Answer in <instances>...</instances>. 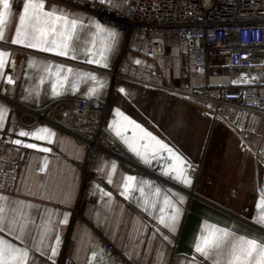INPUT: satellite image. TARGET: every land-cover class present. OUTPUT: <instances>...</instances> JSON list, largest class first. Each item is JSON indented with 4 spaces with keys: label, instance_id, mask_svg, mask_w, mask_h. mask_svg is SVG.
<instances>
[{
    "label": "crops",
    "instance_id": "0c3cea01",
    "mask_svg": "<svg viewBox=\"0 0 264 264\" xmlns=\"http://www.w3.org/2000/svg\"><path fill=\"white\" fill-rule=\"evenodd\" d=\"M98 1L122 7V0ZM24 2L10 0L11 15L6 17L0 39V53L5 54L4 67L0 68V107L4 109L0 138L25 148L15 194L0 193V227L4 229L0 239L26 250L27 264H113L114 256L105 251L100 237L133 264H215L223 258L202 256L195 246L202 236L218 229L226 230L233 243L246 238L264 244L263 227L190 192L176 178V161L151 139L155 137L181 156L185 167L200 165L196 157L201 156L207 138H212L208 163L218 155L234 153L236 148L244 152L249 145V117L215 115L202 103L148 85L152 69L162 71L160 85L172 91H184L187 83L195 85L184 74L187 66L193 71L192 59L176 47L175 40L167 39L166 54L149 61L144 44L131 40L123 52V40L113 28L71 8L66 0H45V10L55 8L58 14L77 21L68 41L69 54L58 55L28 46L37 43L35 40L13 42ZM0 11H4L2 5ZM46 39L51 42L55 37ZM48 46L50 43L44 45ZM108 99V129L135 156L137 163L129 161L131 169L100 150L86 163L84 146L54 124L43 122L26 128L18 123L23 115V122L30 123L36 113L52 105ZM216 124L231 130L236 139L208 130ZM42 128L54 135L46 140L20 135ZM243 132L248 133L244 140L239 137ZM29 144L38 147H27ZM241 171L248 173L247 178L237 180L236 187L260 201L264 194L257 191L251 170L243 166ZM128 177L135 180L129 182ZM188 179L192 184L196 181ZM177 209L172 231L161 223V217L172 223Z\"/></svg>",
    "mask_w": 264,
    "mask_h": 264
},
{
    "label": "built area",
    "instance_id": "2783aa9c",
    "mask_svg": "<svg viewBox=\"0 0 264 264\" xmlns=\"http://www.w3.org/2000/svg\"><path fill=\"white\" fill-rule=\"evenodd\" d=\"M66 3L113 28L123 40V52L131 40L144 44L149 61L163 57L166 40L174 39L176 47L191 57L199 85L186 84L184 91H172L160 85L163 73L159 69L149 72L147 84L202 103L215 114L243 113L249 117L250 134L256 132L257 136L251 176L259 194H264V152L260 151L264 132V0H122L120 9L98 0H66ZM240 71L256 76L248 83L233 80V74ZM222 79L224 83L214 81ZM110 111L109 99L68 101L39 111L30 123L23 122V115L18 123L26 128L43 122L54 124L84 146L86 163L100 150L131 169L122 145L108 129ZM24 153L23 146L0 138V193L15 194ZM187 169L191 178L199 177L198 164L191 163ZM100 239L105 251L114 256L113 264H133Z\"/></svg>",
    "mask_w": 264,
    "mask_h": 264
},
{
    "label": "snow or ice",
    "instance_id": "6c2138e0",
    "mask_svg": "<svg viewBox=\"0 0 264 264\" xmlns=\"http://www.w3.org/2000/svg\"><path fill=\"white\" fill-rule=\"evenodd\" d=\"M0 5L4 9V11H0V39H2L3 28L6 26V17L11 15L10 0H0ZM19 25L16 32V39L13 41L14 43H23L25 40L31 39L37 41V43H29L28 46L30 47L42 48L44 51H54L58 55H68V41L76 29L77 21L69 20L66 15L58 14L55 8L51 11L45 10V0H25L22 15L19 17ZM57 25L60 27H57ZM96 27L104 31L101 25L97 24ZM110 35H114V33H110ZM48 36H54L55 39L49 42L46 39ZM49 43L51 46L44 47V45ZM4 55V53H0V68H3L5 64L3 59ZM68 71L71 72L72 70L68 69ZM90 78L93 80L96 79L94 76ZM9 82H11L10 77ZM3 112L4 109L0 107V120L3 119ZM118 114L123 115L122 113ZM125 119L127 118L125 117ZM137 127L139 126L137 125ZM116 134L118 136L120 135L119 130H117ZM20 135L31 136L36 140H46L50 135H54V133H50V130L42 128L31 133L22 131ZM146 135L151 136V134L147 133ZM151 139L161 148L167 150L176 161L178 167H174L173 169L176 172V178L190 185L191 181L184 176L186 162L183 158L174 153L167 145L156 140L155 137H151ZM16 143H21V141H16ZM27 147L36 148L38 146L29 144ZM42 150L48 151V149ZM137 154L139 155V153ZM127 179L131 182L135 180V177H128ZM128 186V184L125 185L126 190ZM165 203L167 204L168 201L166 200ZM257 206L260 209L257 223L264 225V195L261 196ZM178 215L179 210L177 209L176 215L171 217L172 223H168L164 217H161V223L170 230L175 231V220ZM64 222H67L66 217ZM0 231H4L3 227H0ZM228 237L229 233L226 230L218 229L210 231L207 235L201 237L200 242L195 246V251L202 256L223 258V260L216 259L215 264H264V244L246 238H240L233 243L227 239ZM57 242L59 243V241ZM52 255H57L55 249H53ZM27 258L28 252L26 250L0 239V264H27Z\"/></svg>",
    "mask_w": 264,
    "mask_h": 264
},
{
    "label": "rangeland",
    "instance_id": "374dc122",
    "mask_svg": "<svg viewBox=\"0 0 264 264\" xmlns=\"http://www.w3.org/2000/svg\"><path fill=\"white\" fill-rule=\"evenodd\" d=\"M192 72L193 71L187 66L184 71L185 77L194 82L192 85L195 84L194 86H198L200 81L194 78ZM236 114L246 118V115L243 113ZM204 128L206 129V127ZM208 130L212 132L217 130L219 135L236 139L235 133L231 130H227L222 124H216L215 127L212 126ZM249 138V145L244 152L241 149L236 148L234 153L218 155L217 159H211L212 161L210 160L209 163V155L207 154V151L212 143V138L203 140V152L201 156L196 157L200 163L199 177L196 179L194 184L191 183L190 185H186L189 187L190 192L198 195L199 197L213 202L224 209H230L235 215L241 216L242 218L264 228V225L257 223V218L260 212V209L257 206L259 200L254 197L247 196L236 187L237 180L247 178L248 173L246 171L243 173L241 171L242 167H247L251 171L253 169V161L255 157L254 147L256 146L255 143L257 140L256 132L251 133ZM260 144V151L264 152V132L262 133V140L260 141ZM219 145L222 146L223 143H220ZM122 149L125 151L128 161L137 163L135 156L128 152L124 146H122ZM187 167H184V176L188 179L189 174ZM215 168L219 172L214 173L213 169Z\"/></svg>",
    "mask_w": 264,
    "mask_h": 264
},
{
    "label": "bare ground",
    "instance_id": "6f19581e",
    "mask_svg": "<svg viewBox=\"0 0 264 264\" xmlns=\"http://www.w3.org/2000/svg\"><path fill=\"white\" fill-rule=\"evenodd\" d=\"M255 76H256L255 73H252V72H249V71H240V72H237V73L233 74V78L232 79L233 80H236V81H241V82L248 83ZM214 81H215L216 84L217 83H220V81H221V83H224L225 82L223 79L222 80H214ZM203 107L206 110H208V111L211 112V110L206 105L203 104ZM215 115H218V114L216 113ZM247 134H248L247 132L239 133V137L244 140L246 138ZM128 164L131 165L130 162H128ZM131 167H133V166L131 165Z\"/></svg>",
    "mask_w": 264,
    "mask_h": 264
}]
</instances>
